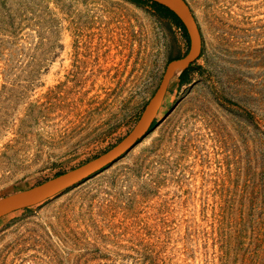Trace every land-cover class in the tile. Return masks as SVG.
Masks as SVG:
<instances>
[{"label":"rangeland","instance_id":"obj_1","mask_svg":"<svg viewBox=\"0 0 264 264\" xmlns=\"http://www.w3.org/2000/svg\"><path fill=\"white\" fill-rule=\"evenodd\" d=\"M201 57L152 132L0 219V264H264V0H186ZM184 31L131 0H0V200L133 132Z\"/></svg>","mask_w":264,"mask_h":264},{"label":"water","instance_id":"obj_2","mask_svg":"<svg viewBox=\"0 0 264 264\" xmlns=\"http://www.w3.org/2000/svg\"><path fill=\"white\" fill-rule=\"evenodd\" d=\"M151 1L168 7L163 3L164 0ZM175 2L179 8L178 10H174L170 7L168 8L174 11L181 19L192 43L191 51L186 58L173 60L168 64L157 91L144 110V113L133 132L120 145L95 160L36 187L0 200V219L20 209L54 198L64 191L98 175L126 157L152 132L155 127L153 125L158 118L159 112L167 95L173 73H175L178 69H183V71L188 69L201 57L203 52V37L197 27L194 14L191 11L190 6L186 0H175ZM180 11L182 13H180Z\"/></svg>","mask_w":264,"mask_h":264},{"label":"trees","instance_id":"obj_3","mask_svg":"<svg viewBox=\"0 0 264 264\" xmlns=\"http://www.w3.org/2000/svg\"><path fill=\"white\" fill-rule=\"evenodd\" d=\"M131 1L138 3V4H149L156 13H158L160 16H162L166 19H169L172 23H174L176 26L181 28L184 31V33L186 34V29H185L181 19L176 15V13L174 11H172L168 7H166L160 3L151 1V0H131ZM188 69H186L182 73V75L180 76L181 84H186L185 82L187 80V76H188V72H189ZM156 123L157 122H155L153 126H155Z\"/></svg>","mask_w":264,"mask_h":264},{"label":"bare ground","instance_id":"obj_4","mask_svg":"<svg viewBox=\"0 0 264 264\" xmlns=\"http://www.w3.org/2000/svg\"><path fill=\"white\" fill-rule=\"evenodd\" d=\"M163 3L165 5H167L168 7L174 9V10H178L179 9L178 6H177V4H176V2H175V0H164ZM180 13H182V12L180 11Z\"/></svg>","mask_w":264,"mask_h":264}]
</instances>
